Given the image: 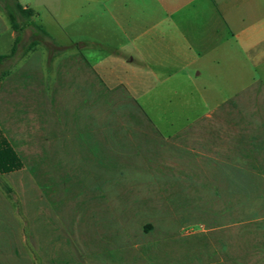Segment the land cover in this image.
<instances>
[{"label": "crops", "instance_id": "0c3cea01", "mask_svg": "<svg viewBox=\"0 0 264 264\" xmlns=\"http://www.w3.org/2000/svg\"><path fill=\"white\" fill-rule=\"evenodd\" d=\"M37 4L46 8L67 36L90 35L96 42L88 44L87 51L82 49L57 61L49 83L33 62L35 49L27 53L32 59L20 53L12 67L0 75V140L11 150L12 163L21 165L0 173V179L17 195L28 222L25 235L0 198V215L8 228L0 245V264L73 262L67 242L73 241V234L66 228L58 231L55 225L58 201L48 198L54 214L46 216L41 211L38 180L27 177L25 171L24 158L37 155L41 142H49L50 176L42 187L50 196L61 184L57 174L69 171L62 157L76 148L74 142L102 156L116 152L113 147L120 151L130 143L135 151L147 153L143 164L150 173L155 172L153 159L158 152L162 158L175 152L176 166L188 167L183 172L221 175L230 191L228 212L232 214L234 195L239 196L242 214L257 207L255 212L242 215L239 223L229 214L224 264H233L237 251L239 264H264L263 109L248 105L242 108L247 109L245 114L223 101L203 118L183 122L166 137L158 126L173 123L158 124L146 114L149 106L169 105L167 94H176L180 88L183 91L186 85L195 87L193 79L216 77L220 62L245 59L252 63L253 71L264 72V0H39ZM22 7L32 10L33 20L37 19L33 8ZM6 34L12 40V31L0 11V38ZM12 45L6 54H0L7 56L0 64L15 56H10ZM248 89L249 85L243 90ZM201 103L209 105L208 98L201 97ZM234 114H240V119ZM238 150L242 154L237 163L234 151ZM234 173L242 180L234 182ZM58 203L67 202L63 197ZM99 214L103 220V210ZM35 217L39 227L34 225ZM99 233L103 238V230ZM197 233L206 235L207 231L202 228ZM155 248L164 249L149 245L143 249L150 253Z\"/></svg>", "mask_w": 264, "mask_h": 264}, {"label": "rangeland", "instance_id": "374dc122", "mask_svg": "<svg viewBox=\"0 0 264 264\" xmlns=\"http://www.w3.org/2000/svg\"><path fill=\"white\" fill-rule=\"evenodd\" d=\"M17 1L21 6L33 8L38 14L35 22L47 35V39L41 37L43 43L52 45L49 49L42 44L34 48L37 57L33 62L41 67L48 83L53 80L57 61L73 52L87 51L88 44L96 42L90 35L82 38L67 36V31L54 22L46 8L37 4L39 0ZM18 21L22 24L21 19ZM12 34V40L8 34L0 38V54L7 53L17 35L20 38L15 56L0 64V75L3 70L12 67L22 49L33 38V30L29 26H23L20 34L14 31ZM101 51L105 54L104 50ZM27 55L29 58L31 53ZM251 64L245 59L231 64L220 62L216 77L193 79L195 87L186 85L183 91L180 88L176 94H167L169 105H158L155 109L149 106L146 114L155 123H173L159 124L162 136L166 137L175 133L183 122L203 118L223 101L245 114L248 111L242 108L248 105L264 111V91L261 89V85L264 86V72L259 69L253 71ZM247 85L249 89L243 90ZM258 86L259 89L256 88ZM204 96L208 98L209 105H202L201 97ZM184 101L186 105H183ZM233 117L240 119L241 116L234 114ZM157 119L165 120L160 122ZM236 144L239 145V142ZM39 145L40 152H34L37 155L30 154L24 158L25 171L27 177L31 179V176H35V180H38L41 211L45 215L48 212L54 214L49 197L58 202H62L64 197L67 202L55 204V225L58 231L66 228L67 232L73 234V241H67L72 249L71 264H118L128 260L133 264H224V231L229 214L233 222L239 223L242 215L255 212L257 208L254 206L252 211L242 214L239 196L234 195L232 214L228 212L230 191L224 178L215 174L183 172L188 167L176 166L178 159L175 152L173 155L168 153V158H162L158 152L159 155L153 159L155 172L150 173L143 164L147 160V153L135 151L130 143L120 151L113 147L116 152H109L106 156L81 149L77 142L72 143L76 148L62 157L65 164L70 166L67 167L69 171L66 169L61 175L57 174L61 184L56 194L51 193L50 196V192L43 189L50 176L49 142ZM240 152L234 151V162L241 160ZM168 161L169 166H166ZM232 180L239 182L242 176L234 173ZM5 186H9L7 181L0 179V198H4L1 201L5 208L12 210L14 219L20 223V230L27 235L28 222L22 214L20 201L12 188L9 186L8 193ZM100 210H103V220ZM34 225L40 226L37 218ZM216 227L217 232H214ZM202 228L207 231L206 235L197 233ZM7 230L0 215V245L4 240L3 234H8ZM101 230L103 238L99 233ZM237 241L235 238V247H238ZM148 245L164 249L155 248L145 253L143 248ZM233 258V264H239V251Z\"/></svg>", "mask_w": 264, "mask_h": 264}, {"label": "trees", "instance_id": "16d2710c", "mask_svg": "<svg viewBox=\"0 0 264 264\" xmlns=\"http://www.w3.org/2000/svg\"><path fill=\"white\" fill-rule=\"evenodd\" d=\"M2 5H0V11L4 14L10 29L14 32L20 34L23 26H29L33 30V38L29 41V43L22 49L21 56L26 55L28 52L33 50L38 44H42L46 48H52V45L48 42L43 43L41 37L46 38L47 35L44 30L35 23L33 20L34 13L32 10L28 8L22 7L17 0H0ZM18 19L22 20V24L18 21ZM47 39V38H46ZM20 42L19 35H17L14 39L10 56H13L17 51V46ZM7 56H0V63L6 59ZM12 152L9 149L6 142L2 139L0 140V173L8 172L12 170H17L21 167L19 163L13 164L12 162ZM14 157V156H13ZM6 192L10 193V189L5 186Z\"/></svg>", "mask_w": 264, "mask_h": 264}]
</instances>
